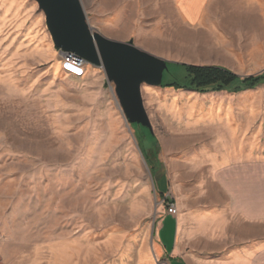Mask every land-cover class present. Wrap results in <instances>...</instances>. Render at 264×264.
I'll list each match as a JSON object with an SVG mask.
<instances>
[{"label": "rangeland", "instance_id": "obj_1", "mask_svg": "<svg viewBox=\"0 0 264 264\" xmlns=\"http://www.w3.org/2000/svg\"><path fill=\"white\" fill-rule=\"evenodd\" d=\"M81 3L111 40L146 49L151 27L167 58L264 75V18L189 32L174 19L185 0ZM182 65L164 82L185 80ZM241 84L143 86L152 134L128 123L102 68L64 67L36 1L0 0V264H264V150L231 180L198 179L207 166L188 161L225 109L264 129V82Z\"/></svg>", "mask_w": 264, "mask_h": 264}, {"label": "water", "instance_id": "obj_2", "mask_svg": "<svg viewBox=\"0 0 264 264\" xmlns=\"http://www.w3.org/2000/svg\"><path fill=\"white\" fill-rule=\"evenodd\" d=\"M34 1L45 14L54 46L102 68L108 82L115 86L128 123L147 128L154 134L142 89L143 86H162L168 62L136 47L133 41H114L95 32L89 25L81 0Z\"/></svg>", "mask_w": 264, "mask_h": 264}, {"label": "crops", "instance_id": "obj_3", "mask_svg": "<svg viewBox=\"0 0 264 264\" xmlns=\"http://www.w3.org/2000/svg\"><path fill=\"white\" fill-rule=\"evenodd\" d=\"M184 9L180 4L175 8L174 19L180 26L189 32L206 29H225L223 22L235 21L244 15H252L256 19L264 18V0H200L198 8L190 14L189 1ZM168 37V33H166ZM151 27L148 30L147 48H140L147 53L166 60L172 64H186L196 66H209L210 64L189 63L179 57L167 58L155 51L152 46ZM181 44L196 45L197 41H180ZM180 66V65H179ZM247 112H251L248 110ZM225 116L224 123L218 124L210 131L203 130L200 144L196 152L190 153L188 161L202 159L204 176L203 180H231L235 177L227 176L236 173L237 166L251 165L253 158L264 150V129L253 130L246 120L240 118L237 111L225 109L221 112ZM243 116H246L244 114ZM229 119L232 121L230 122ZM229 123V124H228ZM259 143V145L257 144ZM175 251V243L173 252ZM170 253V254H172ZM182 263L181 261H179Z\"/></svg>", "mask_w": 264, "mask_h": 264}, {"label": "trees", "instance_id": "obj_4", "mask_svg": "<svg viewBox=\"0 0 264 264\" xmlns=\"http://www.w3.org/2000/svg\"><path fill=\"white\" fill-rule=\"evenodd\" d=\"M170 63H168V66ZM188 72L185 80L175 79L173 83H166L163 80L162 87L168 86L176 89H190L198 92L222 91L231 89L238 82H241L237 90L254 88L264 82V75L250 76L242 79L240 76L223 66H196L183 64Z\"/></svg>", "mask_w": 264, "mask_h": 264}, {"label": "built area", "instance_id": "obj_5", "mask_svg": "<svg viewBox=\"0 0 264 264\" xmlns=\"http://www.w3.org/2000/svg\"><path fill=\"white\" fill-rule=\"evenodd\" d=\"M61 54L66 69H68L67 68L68 65L82 72L88 66V62L86 60L80 58L74 53H66L61 51ZM168 211H169V215L171 216H175L177 214V209L173 204L169 205Z\"/></svg>", "mask_w": 264, "mask_h": 264}, {"label": "bare ground", "instance_id": "obj_6", "mask_svg": "<svg viewBox=\"0 0 264 264\" xmlns=\"http://www.w3.org/2000/svg\"><path fill=\"white\" fill-rule=\"evenodd\" d=\"M63 65H64V67H65V64L63 63ZM67 70L69 71V72H72V73H74V74H78V75H83L84 74V72H85V69L81 72L80 70H77V69H75V68H73V67H71V66H68L67 65Z\"/></svg>", "mask_w": 264, "mask_h": 264}]
</instances>
